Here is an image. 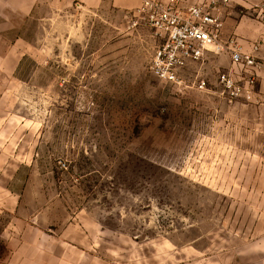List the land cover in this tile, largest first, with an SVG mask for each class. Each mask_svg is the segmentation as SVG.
I'll return each mask as SVG.
<instances>
[{
    "label": "rangeland",
    "instance_id": "1",
    "mask_svg": "<svg viewBox=\"0 0 264 264\" xmlns=\"http://www.w3.org/2000/svg\"><path fill=\"white\" fill-rule=\"evenodd\" d=\"M27 2L0 0V264H264V70L208 53L182 90L137 11Z\"/></svg>",
    "mask_w": 264,
    "mask_h": 264
},
{
    "label": "built area",
    "instance_id": "2",
    "mask_svg": "<svg viewBox=\"0 0 264 264\" xmlns=\"http://www.w3.org/2000/svg\"><path fill=\"white\" fill-rule=\"evenodd\" d=\"M232 2L233 0H143L137 13L143 18V25L152 29L158 40L150 67L152 73L161 81L174 84L182 90L205 89V80L187 79L183 73L190 63L203 60L208 53L218 54L226 49L225 10ZM260 46L256 43L252 46V52L246 53L235 45L230 49L233 63L245 65L255 72L264 70V63L257 61L255 56ZM218 81L223 86L224 93L232 99L252 97L254 78L241 86L230 72H222Z\"/></svg>",
    "mask_w": 264,
    "mask_h": 264
},
{
    "label": "crops",
    "instance_id": "3",
    "mask_svg": "<svg viewBox=\"0 0 264 264\" xmlns=\"http://www.w3.org/2000/svg\"><path fill=\"white\" fill-rule=\"evenodd\" d=\"M106 3L122 12H133L142 6L143 0H85L81 7L96 11L101 4ZM27 4L29 5L27 9L19 10L23 12L33 11L37 0H28ZM225 19L224 40L226 45L229 44L226 49L230 50L237 45L243 52L250 53L253 50L252 46L259 43L261 46L255 55L264 60V0H233L232 4L225 10ZM231 41L234 43H230ZM190 65L191 63L187 70ZM235 107L238 109L243 105L237 104ZM245 121H251V124L253 122L252 119H245ZM230 122L227 120V124ZM238 122L242 121L237 118L233 121L236 127L239 125Z\"/></svg>",
    "mask_w": 264,
    "mask_h": 264
}]
</instances>
